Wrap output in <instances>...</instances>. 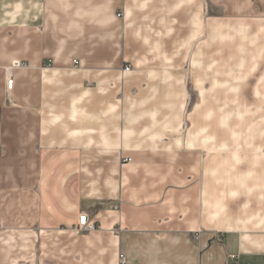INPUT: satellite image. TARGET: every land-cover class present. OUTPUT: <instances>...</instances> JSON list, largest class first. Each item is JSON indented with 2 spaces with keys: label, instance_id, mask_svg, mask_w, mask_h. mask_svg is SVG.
I'll return each mask as SVG.
<instances>
[{
  "label": "crops",
  "instance_id": "obj_1",
  "mask_svg": "<svg viewBox=\"0 0 264 264\" xmlns=\"http://www.w3.org/2000/svg\"><path fill=\"white\" fill-rule=\"evenodd\" d=\"M120 255L264 264V0H0V264Z\"/></svg>",
  "mask_w": 264,
  "mask_h": 264
},
{
  "label": "built area",
  "instance_id": "obj_2",
  "mask_svg": "<svg viewBox=\"0 0 264 264\" xmlns=\"http://www.w3.org/2000/svg\"><path fill=\"white\" fill-rule=\"evenodd\" d=\"M132 67L130 65H127L124 67L125 71L131 70ZM7 88L12 89L13 88V79H7ZM97 228L96 224L90 220L89 216L86 213H82L79 217V222H78V231L79 232H85V231H93ZM116 232L119 230L116 229ZM120 264H125V258L123 255H120Z\"/></svg>",
  "mask_w": 264,
  "mask_h": 264
}]
</instances>
